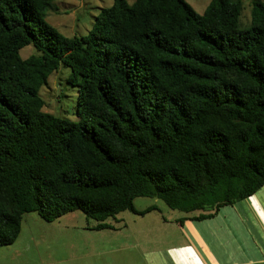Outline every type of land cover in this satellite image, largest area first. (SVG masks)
Here are the masks:
<instances>
[{
    "label": "trees",
    "instance_id": "16d2710c",
    "mask_svg": "<svg viewBox=\"0 0 264 264\" xmlns=\"http://www.w3.org/2000/svg\"><path fill=\"white\" fill-rule=\"evenodd\" d=\"M51 1L0 0V246L27 212L97 230L144 196L202 220L264 184V0L246 24L242 0H113L78 37L45 21ZM59 65L75 121L41 109Z\"/></svg>",
    "mask_w": 264,
    "mask_h": 264
},
{
    "label": "rangeland",
    "instance_id": "374dc122",
    "mask_svg": "<svg viewBox=\"0 0 264 264\" xmlns=\"http://www.w3.org/2000/svg\"><path fill=\"white\" fill-rule=\"evenodd\" d=\"M112 1L52 0L45 11L44 19L62 35L78 37L86 34L99 9L111 5ZM126 1L132 2V0ZM185 1L196 13L201 14L209 0ZM249 19L250 0H242L239 20L242 24H246ZM18 54L25 58L30 54H35V50L28 44L21 47ZM68 73V67L59 65L47 76L46 82L38 88L37 94L42 100L41 109L43 111L56 117L75 121L76 87L67 82ZM246 199L258 206L259 210L264 211V184ZM239 204L242 205L241 202ZM132 205L136 210H143L149 206L153 209L141 215L124 210L115 214L114 218H107L105 222L112 229L114 228L115 232L111 229L104 230L105 232L91 244L90 248L98 252L96 264H167L166 261H169L170 257L177 260L179 255L184 258L187 256L189 248L182 244L184 235L191 244V250L201 255L208 263L213 262L214 257L222 260L220 246L217 250L210 249V252L207 249L198 248L197 240L190 238L189 233H186L185 220L182 221L184 224L181 230L176 228V220H181L187 213L169 208L160 199L154 197H135ZM225 210L226 208L223 211ZM25 214L27 215H22L20 223V237L31 236L39 247L54 248L62 254L75 250L73 238L80 227L95 223L91 219H86L79 211L68 212L50 222L41 220L35 212ZM29 215H33L32 217L36 220L29 218L31 217ZM243 233L245 234V230L239 227L236 234H240L242 250L244 252L247 250L245 253L252 254V258H258L260 251L253 243V246L244 244ZM66 238L67 240H63ZM22 242L18 239L19 244ZM120 242L127 243L128 249L118 248ZM227 246L232 245L228 243ZM79 247L88 249L87 245H79ZM163 248L167 249L163 250ZM223 258H226L225 253Z\"/></svg>",
    "mask_w": 264,
    "mask_h": 264
},
{
    "label": "crops",
    "instance_id": "0c3cea01",
    "mask_svg": "<svg viewBox=\"0 0 264 264\" xmlns=\"http://www.w3.org/2000/svg\"><path fill=\"white\" fill-rule=\"evenodd\" d=\"M257 191V190H256ZM255 191V192H256ZM251 196V195H250ZM249 197V196H248ZM247 197V198H248ZM244 198L238 202L220 207L216 214L207 219L191 220L187 216L176 220V228L183 227L184 220L186 221L185 230L189 233V237L196 239L198 248L217 250L220 246L222 260L213 258V262L208 263L203 257L197 254L194 250H191V244L184 235L185 247H188V254L184 258L178 256L175 260L174 257H170L167 264H254L264 262V211L259 210L258 206L251 204ZM224 208H226L225 211ZM24 214L23 216H26ZM32 220H36L33 215H29ZM183 221V222H182ZM239 227L245 230L244 244L254 246L260 251L258 258H252L250 253L246 254L242 250L240 244V234H236L239 231ZM114 230V228H102V229H90L86 226L79 228L78 233L73 238L75 244V250L58 253L54 248L47 246L39 247L34 243V238L20 237V231L15 240L8 245L0 246V264H96V256L98 252L95 249L90 248L94 240H97L99 235H102L104 230ZM237 229V230H236ZM244 232V231H243ZM237 237V238H236ZM18 239L23 242L18 243ZM63 240H67L63 239ZM228 241V242H226ZM230 243L232 246H227ZM79 245H87L80 248ZM253 246V245H252ZM212 247V248H211ZM118 248L128 249L127 243L120 242ZM167 248H163L165 250ZM249 252V250H248ZM226 254V258L224 257ZM226 259V260H225ZM241 259V260H238Z\"/></svg>",
    "mask_w": 264,
    "mask_h": 264
}]
</instances>
